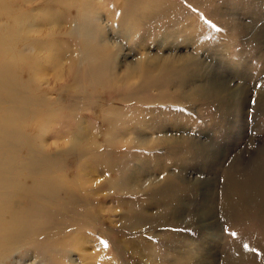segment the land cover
<instances>
[{"label": "rangeland", "instance_id": "rangeland-1", "mask_svg": "<svg viewBox=\"0 0 264 264\" xmlns=\"http://www.w3.org/2000/svg\"><path fill=\"white\" fill-rule=\"evenodd\" d=\"M0 205V264H264V0H0Z\"/></svg>", "mask_w": 264, "mask_h": 264}, {"label": "bare ground", "instance_id": "bare-ground-1", "mask_svg": "<svg viewBox=\"0 0 264 264\" xmlns=\"http://www.w3.org/2000/svg\"><path fill=\"white\" fill-rule=\"evenodd\" d=\"M152 54V53H151ZM149 56V55H148ZM171 58V57H170ZM168 59V57H166V59H164V60H167ZM172 60H174L175 61V57L173 56L172 58H171ZM177 59V58H176ZM148 60H150V64H152V61H157V60H159V58L158 57H156V56H154V55H150L149 57H148ZM160 61V60H159ZM168 61H169V59H168ZM161 62V61H160ZM160 62H153L154 63V65L155 64H160ZM147 63H148V61H147ZM164 63H166V61L165 62H163V64ZM146 64V63H145ZM170 63H168L167 65H169ZM149 65V64H148ZM156 66V65H155ZM164 66V65H163ZM143 73H144V71H143ZM217 91V90H216ZM144 139V138H143ZM36 184V183H35ZM1 206V205H0ZM2 207V206H1ZM10 229V228H9ZM18 232V231H17Z\"/></svg>", "mask_w": 264, "mask_h": 264}]
</instances>
